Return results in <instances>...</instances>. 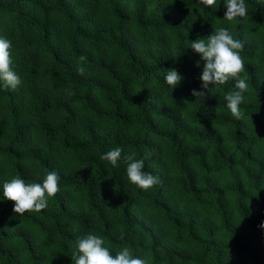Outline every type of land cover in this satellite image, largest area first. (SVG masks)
Here are the masks:
<instances>
[{"label":"trees","instance_id":"16d2710c","mask_svg":"<svg viewBox=\"0 0 264 264\" xmlns=\"http://www.w3.org/2000/svg\"><path fill=\"white\" fill-rule=\"evenodd\" d=\"M244 2L229 22L224 0H0L22 81L0 82V264H75L90 233L146 264H264V5ZM221 27L244 44L240 120L224 99L235 81L202 89L188 47ZM117 147L116 166L100 158ZM130 153L153 188L128 181ZM49 171L47 208L14 213L3 184Z\"/></svg>","mask_w":264,"mask_h":264},{"label":"clouds","instance_id":"9594fccd","mask_svg":"<svg viewBox=\"0 0 264 264\" xmlns=\"http://www.w3.org/2000/svg\"><path fill=\"white\" fill-rule=\"evenodd\" d=\"M206 6H216L217 0H198ZM264 5V0H258ZM226 12L224 18L231 22L238 17L247 15L244 0H224ZM190 47L200 54L204 61L202 73L199 77L201 88L211 92L209 85H223L229 80L235 81L234 90L228 92L224 99L227 101V108L232 117L237 120L243 118L240 105L244 102L249 85L245 78H241L240 73L244 71V60L240 55L244 44L238 39H234L227 28L216 29L206 39L191 41ZM12 42L5 37H0V82L3 86L15 89L22 81L21 77L12 68L11 50ZM85 59L79 57L80 61ZM200 66V61H197ZM83 72L84 69H78ZM183 79L176 69L167 70L164 80L167 85L174 89ZM192 95L205 96L204 91L192 90ZM122 149L117 147L109 150L100 158L116 166L121 159ZM127 168L126 175L128 181L141 190L147 191L159 183L158 177L149 172L143 171L144 160L136 159L135 153H130L124 157ZM59 175L56 171H49L45 175L42 183L27 184L20 177H13L3 184V196L5 199L13 201V212L22 216L26 212H40L47 208L48 198L54 197L59 191ZM259 227L264 228V222ZM105 239L95 234H88L85 237H78L75 246V264H146L141 258H134L129 247L125 246L112 255L108 247H105Z\"/></svg>","mask_w":264,"mask_h":264}]
</instances>
